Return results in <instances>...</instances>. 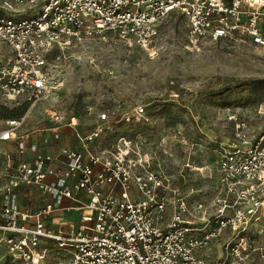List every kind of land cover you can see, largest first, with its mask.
I'll return each instance as SVG.
<instances>
[{"label":"built area","instance_id":"built-area-1","mask_svg":"<svg viewBox=\"0 0 264 264\" xmlns=\"http://www.w3.org/2000/svg\"><path fill=\"white\" fill-rule=\"evenodd\" d=\"M173 16L187 22L191 43L264 49V0H0V106L33 109L49 99L58 87L50 57L84 39L111 37L153 56ZM26 120L0 133V142H17L19 157H31L14 165L6 155L0 175V264H42L49 246L60 264H264V246L251 238L264 219V136L250 143L240 133L246 147L222 150L216 195L203 202L194 189L184 195L173 177L151 172L124 136L101 148L119 123L106 113L90 133H77L80 150L58 156L30 148L29 133L18 135ZM51 121L43 132L58 141L71 124L62 113ZM21 187L39 192L44 206L23 211ZM59 210L80 213L79 226L52 230Z\"/></svg>","mask_w":264,"mask_h":264},{"label":"rangeland","instance_id":"rangeland-1","mask_svg":"<svg viewBox=\"0 0 264 264\" xmlns=\"http://www.w3.org/2000/svg\"><path fill=\"white\" fill-rule=\"evenodd\" d=\"M50 61L57 90L33 109L0 106V133L25 116L20 133L42 130L62 113L71 124L63 139L72 146L77 133H90L98 115L106 113L119 123L101 148L124 136L151 172L173 177L184 195L194 189V200L203 202L216 195L222 150L246 147L240 133L250 143L264 136V49L228 41L191 43L188 24L179 16L165 21L153 56L107 37L56 50ZM251 238L264 246V219ZM48 251L42 264L62 262L52 246ZM5 257L0 242V260Z\"/></svg>","mask_w":264,"mask_h":264},{"label":"crops","instance_id":"crops-1","mask_svg":"<svg viewBox=\"0 0 264 264\" xmlns=\"http://www.w3.org/2000/svg\"><path fill=\"white\" fill-rule=\"evenodd\" d=\"M67 128H63L61 130V139L56 141L52 138V135L46 132H43L44 129L42 130H36L33 132L29 133V139H28V145L30 148H36L41 150L42 152L48 151L52 155L58 156L60 151L65 148L73 149V150H80L81 146L79 144V141L72 146L68 145V140H64L63 136L66 138V135H64V131ZM25 134V133H23ZM22 135V132L19 134ZM67 135H69L67 133ZM70 136V135H69ZM6 155H9L12 157V163L14 165L18 164L19 161L23 159H28L30 160V156L26 155L25 157H19L17 154V142L15 140H10V141H4L0 142V160H2V163H0V175H2L3 171V165L6 163ZM55 167H60L61 163L56 162L54 163ZM0 183H1V188H0V197H1V191L4 187L5 180L1 178L0 176ZM19 194V203L21 206V209L23 211L30 210L32 213L40 210L44 206V197L41 196L39 192L33 189H28L26 187H21L18 190ZM81 198H84V195H80ZM70 202L65 201V206H69ZM71 216H75V219H69ZM55 222H60L59 226H51ZM81 223V217L80 213L74 212V211H67V210H59L57 211L53 219L50 220V228L54 230L56 233H64L68 230L69 227L75 225L79 226Z\"/></svg>","mask_w":264,"mask_h":264},{"label":"trees","instance_id":"trees-1","mask_svg":"<svg viewBox=\"0 0 264 264\" xmlns=\"http://www.w3.org/2000/svg\"><path fill=\"white\" fill-rule=\"evenodd\" d=\"M22 107H28V105H22V106H19V107H16V108H22Z\"/></svg>","mask_w":264,"mask_h":264},{"label":"bare ground","instance_id":"bare-ground-1","mask_svg":"<svg viewBox=\"0 0 264 264\" xmlns=\"http://www.w3.org/2000/svg\"><path fill=\"white\" fill-rule=\"evenodd\" d=\"M9 134H11V133H9ZM9 134H8V133H6V134L4 135V137H8V136H9Z\"/></svg>","mask_w":264,"mask_h":264}]
</instances>
